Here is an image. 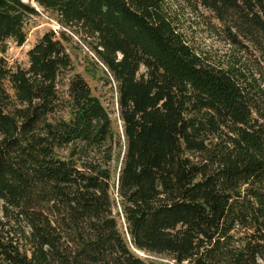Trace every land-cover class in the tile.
Listing matches in <instances>:
<instances>
[{
  "label": "trees",
  "instance_id": "1",
  "mask_svg": "<svg viewBox=\"0 0 264 264\" xmlns=\"http://www.w3.org/2000/svg\"><path fill=\"white\" fill-rule=\"evenodd\" d=\"M187 8L229 52L192 44ZM41 9L60 28L29 66L0 58V264H264V0H0L1 51Z\"/></svg>",
  "mask_w": 264,
  "mask_h": 264
},
{
  "label": "rangeland",
  "instance_id": "2",
  "mask_svg": "<svg viewBox=\"0 0 264 264\" xmlns=\"http://www.w3.org/2000/svg\"><path fill=\"white\" fill-rule=\"evenodd\" d=\"M185 33L199 50L224 54L230 51V45L211 28V24H218L211 13L200 8L197 12L187 8L185 10ZM60 26L54 16L47 11L40 10L39 15L34 16L27 26V39L24 44L19 45L13 39L8 40L0 50V58H3L9 67H28V51L37 43L42 35L49 29L59 30ZM67 50L73 61L75 71L83 74L89 82L93 94L108 107L112 113L116 130L122 131L121 120L117 107V91L114 82L108 83L101 64H96L94 54L87 46L76 37L67 44ZM13 93V91H11ZM119 153L116 155L115 164L118 163ZM153 264H175L174 261L165 256L150 252H140Z\"/></svg>",
  "mask_w": 264,
  "mask_h": 264
},
{
  "label": "water",
  "instance_id": "3",
  "mask_svg": "<svg viewBox=\"0 0 264 264\" xmlns=\"http://www.w3.org/2000/svg\"><path fill=\"white\" fill-rule=\"evenodd\" d=\"M140 253V252H139Z\"/></svg>",
  "mask_w": 264,
  "mask_h": 264
}]
</instances>
